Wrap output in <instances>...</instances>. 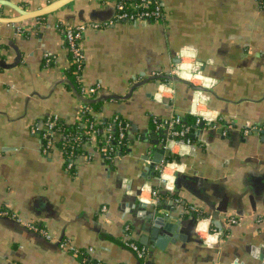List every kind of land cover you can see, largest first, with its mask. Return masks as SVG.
<instances>
[{"label": "crops", "instance_id": "crops-1", "mask_svg": "<svg viewBox=\"0 0 264 264\" xmlns=\"http://www.w3.org/2000/svg\"><path fill=\"white\" fill-rule=\"evenodd\" d=\"M58 1L0 0V16ZM157 1L162 22L86 28L79 84L96 87L92 118L119 116L129 129L120 157L104 161L87 142L71 170L31 134L53 115L74 124L84 102L55 26L109 21L115 0H72L39 20L0 24V209L19 220L0 219V264H83L59 242L100 264H138L126 242L146 251L145 264H264V11L258 0ZM174 116L205 125L193 144L165 149L167 130L153 120ZM252 126L261 129L242 133ZM168 154L179 158L162 169L171 193L156 172ZM157 202L170 210H155ZM157 221L181 223L183 240L160 235L158 248Z\"/></svg>", "mask_w": 264, "mask_h": 264}, {"label": "built area", "instance_id": "built-area-1", "mask_svg": "<svg viewBox=\"0 0 264 264\" xmlns=\"http://www.w3.org/2000/svg\"><path fill=\"white\" fill-rule=\"evenodd\" d=\"M260 4V8L264 11V0H258ZM164 19V13L163 9L160 6L159 2L157 0H115L114 2V16L111 20L97 23L93 22L89 25H79L75 27H69L64 25H56V31L60 33L63 44L68 52V61L69 66L70 64L75 65L74 74L77 76V81L79 82V75L81 70V64H82V53L80 50V40L88 26L92 28H98L100 26L113 24V22H128V23H136V22H149V23H158L162 22ZM25 32L24 29H18L17 35L23 34ZM70 58V60H69ZM44 61L46 63L52 61V57L45 55ZM79 71V72H78ZM176 72L172 71L171 75H174ZM80 96L84 99V102L80 106V109L77 112V117L75 120V123L84 129L83 135L87 137V141L90 145L95 146L96 145V136L98 134V129L96 128L95 121H89V119L86 117L87 115H92V107L88 104L89 101L93 98L96 87H90V88H84L80 84ZM197 123L201 122L200 118H197ZM111 122L103 129V136L100 138L99 143L102 144V147L96 150L97 153H99L102 157H109L112 152L113 148L110 145L111 140H114L111 135H106L107 132L116 129L117 130V139L118 141H123L126 139V132L129 129V124L120 119L119 116H113L111 119ZM59 119L56 115L49 116L46 118L44 122L35 124L31 128V134L34 136H37L41 142V152L42 154H47L52 148L55 147V140H58L57 138H54L55 133L53 132L56 124L58 123ZM180 121V117L174 116L169 120H153L154 125H156L159 128H164L167 130V140L164 144V148L167 149L173 142H182L184 144L190 145L189 139H184L181 137H185L188 133V128L185 127L180 131H176L174 129V124L178 123ZM210 123L211 120H208ZM209 125V124H207ZM261 128L252 126L245 128L243 130V134L247 135L252 132H258ZM175 137H180L181 139L175 140ZM60 140L62 142L66 141V137L63 135L60 137ZM59 149V148H58ZM119 149V147L117 148ZM116 149V150H117ZM59 151H61L59 149ZM119 152L117 151L115 157H118L117 154ZM89 158L91 156H88ZM114 157V158H115ZM68 161L65 163V169L71 170L73 168L74 164V156L69 154ZM166 162H162V164L158 165L156 167L157 175H159L160 184L163 185V189L171 193L172 192V185L170 182H167L163 176H162V169L164 168V165H166ZM157 191L152 192V196H156ZM0 217L2 218H9L12 220H15L19 222L18 218L15 214H12L4 209H0ZM200 216H196V220H200ZM196 221V222H197ZM235 219H230L229 223L236 224ZM24 227H27L29 231L41 236L44 239H49L50 236L46 232L44 228L41 226L35 224V223H25L23 224ZM209 234V232H208ZM210 235V234H209ZM60 248L68 250L72 255L76 256L75 252L76 250H73L71 247L67 245L65 242H59L58 244ZM125 245L136 255V257L140 260H144L146 258V251L139 247L135 242H126ZM86 264V263H84ZM88 264H100L99 262L90 260Z\"/></svg>", "mask_w": 264, "mask_h": 264}, {"label": "trees", "instance_id": "trees-1", "mask_svg": "<svg viewBox=\"0 0 264 264\" xmlns=\"http://www.w3.org/2000/svg\"><path fill=\"white\" fill-rule=\"evenodd\" d=\"M41 19V18H40ZM39 20V18H38ZM62 26V25H61ZM70 60V58H69ZM81 68H82V64H81ZM74 70H75V65L72 63L70 64L69 68H68V78L70 80H72V82L74 83V87L75 89H78L79 94H80V84L77 81V76L74 74ZM81 71V70H80ZM79 72V71H78ZM80 73V72H79ZM91 107L93 111H98L99 110V102L93 101V98L91 99V101L88 103ZM89 121H94L92 118V115H87L86 116ZM47 118V117H46ZM46 118L43 120V122L46 120ZM122 119V118H120ZM123 120V119H122ZM197 118L196 117H181L180 121L176 124H174V129L176 131H180L183 128L187 127L188 128V133L186 134L185 137H181L184 139H189V142L191 144H193V138H192V133L195 131L198 123H197ZM124 121V120H123ZM111 122L110 119L108 120H101L97 125L96 128L98 129V134L96 136V145H95V150L99 151L98 149H100L102 147V144L99 143L100 138L103 136V129ZM126 122V121H125ZM127 123V122H126ZM85 130L82 129L81 127H79L76 123L71 124V125H65L63 124L60 120L58 121V123L56 124L53 132L55 133L54 138L58 139L55 140V147L59 148L61 150V153L64 157L65 163L66 161H68V157L69 154H71L72 156L76 157L78 155H84L86 154L83 146L85 143H87V137L85 135H83V132ZM66 137V141L62 142V140H60V137L62 136ZM106 135H111V137L114 138V140H111L110 145L113 148V152L109 157H102L104 161H112L117 153V151L120 154L125 153V149H126V139H124L123 141H118L117 139V130H111L109 132L106 133ZM180 137H175V140H179L181 139ZM119 147V149H117ZM117 149V150H116ZM172 161H179V158L177 156H173L168 154V156L164 159V162H172ZM76 257L80 258L81 261H83V264L89 263V259L87 258V256L85 255L84 251L82 250H78L75 252Z\"/></svg>", "mask_w": 264, "mask_h": 264}, {"label": "water", "instance_id": "water-1", "mask_svg": "<svg viewBox=\"0 0 264 264\" xmlns=\"http://www.w3.org/2000/svg\"><path fill=\"white\" fill-rule=\"evenodd\" d=\"M72 0H59L58 2L48 6V7H45V8H42L40 10H36V11H32V12H29V13H26L25 15L23 16H19L17 18H13V19H10V18H7V17H4V16H0V24H6V25H13V24H17V23H20L22 21H26V20H32V19H38L40 17H43V16H46L48 14H50L51 12L55 11L56 9L62 7L63 5L71 2ZM104 1V0H103ZM69 27H72L71 25H67ZM91 101V100H90ZM89 101V102H90ZM204 123L203 122H199L198 125H197V128H203L204 127ZM208 128L212 129L214 128L213 124H209L207 125ZM262 135H264V129L261 130L260 132ZM118 157L121 156L120 153L117 154ZM159 159H157V156H155V160H153L150 164H149V167H148V170L150 172L151 175H153V172L151 171L154 167V165H157L159 162ZM176 186V182H174V187ZM162 202H157L155 203L154 205V209L155 210H158L160 209L162 206ZM173 205V204H172ZM162 209H166L167 211H169L170 209L169 208H166V207H162ZM174 217H164L163 220H167V219H172ZM0 219H4V220H8L10 222H14V220L12 219H9V218H1ZM178 222V221H177ZM190 223V222H189ZM196 220L193 221V225H194V228H195V225H196ZM159 224V225H158ZM160 224H162L161 221H157L154 225V228L150 229V232H151V236L157 240V242L155 243V245L158 247V248H162V246L160 245L159 241L161 240V238L159 237L160 235L166 237L168 240H170L172 243L175 242V240H183L181 238V236H178V232L181 228V223H165L163 225L160 226ZM34 234V233H33ZM165 241V240H164ZM124 247L127 248L128 250H130L125 244H124ZM133 253V252H132ZM134 254V253H133ZM134 256L136 257V255L134 254ZM137 258V257H136ZM138 259V258H137ZM138 264H145L144 260H140L138 259Z\"/></svg>", "mask_w": 264, "mask_h": 264}]
</instances>
